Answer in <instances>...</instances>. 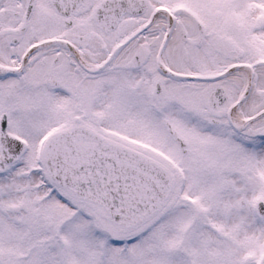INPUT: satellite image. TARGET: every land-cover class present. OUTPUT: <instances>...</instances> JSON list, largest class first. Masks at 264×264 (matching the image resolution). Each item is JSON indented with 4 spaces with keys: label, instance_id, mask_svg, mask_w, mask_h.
<instances>
[{
    "label": "snow or ice",
    "instance_id": "1",
    "mask_svg": "<svg viewBox=\"0 0 264 264\" xmlns=\"http://www.w3.org/2000/svg\"><path fill=\"white\" fill-rule=\"evenodd\" d=\"M0 264H264V0H0Z\"/></svg>",
    "mask_w": 264,
    "mask_h": 264
}]
</instances>
